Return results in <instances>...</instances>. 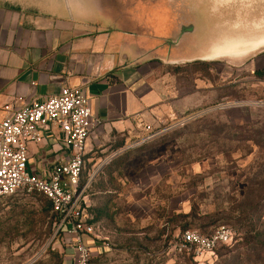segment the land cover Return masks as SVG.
<instances>
[{
    "label": "rangeland",
    "instance_id": "374dc122",
    "mask_svg": "<svg viewBox=\"0 0 264 264\" xmlns=\"http://www.w3.org/2000/svg\"><path fill=\"white\" fill-rule=\"evenodd\" d=\"M36 1L51 0H14L22 7ZM77 1H83L77 14L90 15L103 8L100 0ZM112 1L117 12L126 16L120 7L132 0ZM137 1L141 17L166 22L165 28L161 24L166 38L162 43L170 49L180 39L175 19H196L195 25L182 27L193 33L187 55L194 46L210 54L212 42L226 35L264 36V0ZM153 2L165 8L149 9L146 3ZM147 24L140 26L142 32L155 35ZM261 53L264 48L241 58L200 61L205 64L200 71L204 80L195 86V76L200 74L191 68L180 77L170 76L171 99L183 100V110L149 133L110 132L101 138L96 152L85 157L81 187L86 186L87 201L91 191L101 192L95 197L99 206L103 203L105 209L109 200L115 214L125 201L127 205V195L139 197L148 191L159 209L172 212L163 244L98 242L101 254L91 264H264V150L252 143L264 142V76L251 73ZM228 80L230 85L223 86ZM102 162L108 165L92 189L90 177ZM47 207V201L35 193L0 199V264H71L59 222ZM218 226L232 230L228 247L197 261L172 251L181 232L208 233ZM104 236L105 232L99 233L97 241Z\"/></svg>",
    "mask_w": 264,
    "mask_h": 264
},
{
    "label": "crops",
    "instance_id": "0c3cea01",
    "mask_svg": "<svg viewBox=\"0 0 264 264\" xmlns=\"http://www.w3.org/2000/svg\"><path fill=\"white\" fill-rule=\"evenodd\" d=\"M146 4L151 6L149 9L165 8L154 2ZM79 5L83 1H36L22 7L14 0H0V120L6 105L18 109L56 96L65 86H80L91 111L87 156L96 152L101 138L110 132H142L144 126L155 128L175 117V111L183 110V100L171 99L167 79L183 75V65L202 61L204 53L201 47L194 46L193 55H187L183 38L174 49L164 47L162 41L166 38L161 24L165 28L166 22L141 17L140 1L132 0L120 7L126 16H121L115 2L109 0H100L103 8L90 15L87 11L77 14ZM146 23L153 27L155 35L142 32L140 26ZM192 45L191 42L190 48ZM253 67L251 73L264 71V54L254 61ZM203 80L196 75L194 86ZM42 137L39 144L28 147L27 171L38 177H45L68 157L56 127ZM107 165L102 162L96 168L89 187L98 185ZM99 193L90 192L86 208L87 223L98 237L105 232L101 241L84 238L92 251L91 262L101 254L95 245L101 242L164 243L172 212L169 209L166 214L159 209L148 191L139 197L127 195V205L125 201L115 214L109 203L105 210L103 203L99 206L95 198Z\"/></svg>",
    "mask_w": 264,
    "mask_h": 264
},
{
    "label": "built area",
    "instance_id": "2783aa9c",
    "mask_svg": "<svg viewBox=\"0 0 264 264\" xmlns=\"http://www.w3.org/2000/svg\"><path fill=\"white\" fill-rule=\"evenodd\" d=\"M0 120V199L19 193H35L45 197L59 222L58 230L68 245L71 264H91L92 251L85 237L98 239L87 223V200L81 187L86 156V142L92 130L91 111L83 89L65 86L56 96L14 109L3 107ZM56 127L67 152V161L52 167L45 177L27 171L28 147L39 144L43 134ZM146 133L150 127L144 126ZM232 230L218 226L207 234L198 230L181 232L173 247L178 255L197 261L221 246L230 245Z\"/></svg>",
    "mask_w": 264,
    "mask_h": 264
},
{
    "label": "bare ground",
    "instance_id": "6f19581e",
    "mask_svg": "<svg viewBox=\"0 0 264 264\" xmlns=\"http://www.w3.org/2000/svg\"><path fill=\"white\" fill-rule=\"evenodd\" d=\"M232 36L233 35H226L220 40L218 39V43L212 42L210 47L211 54L204 56L203 60H213L218 58H241L264 48V36L260 35V37L257 36L253 39L251 38L252 36L249 38Z\"/></svg>",
    "mask_w": 264,
    "mask_h": 264
},
{
    "label": "trees",
    "instance_id": "16d2710c",
    "mask_svg": "<svg viewBox=\"0 0 264 264\" xmlns=\"http://www.w3.org/2000/svg\"><path fill=\"white\" fill-rule=\"evenodd\" d=\"M204 65L205 64H203V63H200V62H197V63H193V64H191V65H189V66H186V65H183V71H185V69L187 70V69H189V68H191V70L193 71V72H196V74H197V72H199V77H201V78H203L204 79V77H202V74H201V69H203V67H204ZM186 74H187V71H186ZM252 75L253 76H255V77H257V78H259L260 76H264V71H254L253 73H252ZM230 80H228L227 81V84H223V86H225V85H230ZM220 96V94H219V89H218V95H217V97H219ZM248 141H250V142H252L250 139L248 140ZM253 143V145L254 146H256V147H258L259 149H261V150H264V142H252ZM82 184V183H81ZM41 196V195H40ZM43 197V196H42ZM46 201H47V203H48V210H50V212H51V207H50V203H49V201L45 198V197H43ZM109 201H106L105 202V205L107 206V203H108ZM109 204H110V202H109ZM106 209V208H105ZM104 209V210H105ZM51 214H52V212H51ZM199 231V230H198ZM200 232V231H199ZM200 233H202V234H207V233H205V232H200ZM179 238H180V235H179V237L177 238V240H179ZM176 240V241H177ZM232 241H233V238H232ZM232 241H231V243H232ZM230 243V244H231ZM224 247H228V245L227 246H221V247H219V248H224Z\"/></svg>",
    "mask_w": 264,
    "mask_h": 264
},
{
    "label": "flooded vegetation",
    "instance_id": "af4514ba",
    "mask_svg": "<svg viewBox=\"0 0 264 264\" xmlns=\"http://www.w3.org/2000/svg\"><path fill=\"white\" fill-rule=\"evenodd\" d=\"M169 6V5H168ZM171 6H169V8H170ZM183 7V6H182ZM194 20H196L195 18H193V19H191L190 17H179V18H177V19H175V21H174V23H173V25L175 26V24H177L178 25V27H177V29H178V31H179V38L181 39V38H183V42L184 43H186L185 45V47L186 48H190V43H191V41H190V39H189V37L191 36V34H193V33H191V31H188L187 29H182V27L184 28L185 26L187 27V28H189L190 26H192V25H195L196 23L194 22H192V21H194ZM178 21V22H177ZM182 29V30H181ZM180 39H179V41H178V43H176V44H173L172 46L173 47H177V45L179 44V42H180ZM185 48V49H186Z\"/></svg>",
    "mask_w": 264,
    "mask_h": 264
},
{
    "label": "water",
    "instance_id": "95a60500",
    "mask_svg": "<svg viewBox=\"0 0 264 264\" xmlns=\"http://www.w3.org/2000/svg\"><path fill=\"white\" fill-rule=\"evenodd\" d=\"M232 37H234V36H232ZM219 40H220V39H219ZM219 40H216V41H213V42L218 43ZM205 54H208V53H205ZM205 54L202 56V61H207V60H203V57L206 56ZM210 54H211V53H210Z\"/></svg>",
    "mask_w": 264,
    "mask_h": 264
}]
</instances>
